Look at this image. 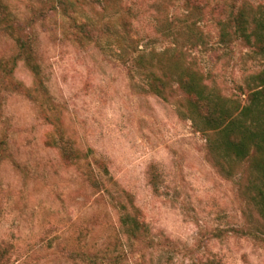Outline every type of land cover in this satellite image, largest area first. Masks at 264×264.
Returning a JSON list of instances; mask_svg holds the SVG:
<instances>
[{
  "label": "rangeland",
  "instance_id": "1",
  "mask_svg": "<svg viewBox=\"0 0 264 264\" xmlns=\"http://www.w3.org/2000/svg\"><path fill=\"white\" fill-rule=\"evenodd\" d=\"M1 1L0 65L13 74L0 78V264H264L247 163L213 154L175 83L165 99L148 89L149 59L167 49L239 95L262 57L223 42L220 23L264 0H197L195 15L185 0ZM56 118L80 148L73 162L47 144ZM133 211L139 239L120 221Z\"/></svg>",
  "mask_w": 264,
  "mask_h": 264
},
{
  "label": "trees",
  "instance_id": "2",
  "mask_svg": "<svg viewBox=\"0 0 264 264\" xmlns=\"http://www.w3.org/2000/svg\"><path fill=\"white\" fill-rule=\"evenodd\" d=\"M56 2L62 7L66 5V0ZM185 5L191 14L198 12L197 0H185ZM8 17L9 10L0 0V23L8 21ZM220 26L219 36L223 42L241 39L262 57V69L250 75L244 87H239V95H224L192 62L186 63L179 51L171 53L167 49L152 54L149 59L152 71L148 89L165 99L171 92V83L177 85L185 95L187 113L198 130L205 134L213 154L227 163H247L250 174L254 176L256 204L264 218V6H256L250 14L241 8ZM195 27L193 22L189 27L190 35L199 40L202 34L196 32ZM77 28L75 38L82 43L85 37L89 38L91 26L83 23L77 24ZM18 40L26 64L40 79V66L32 48H27V41ZM12 74V67L0 65V78L11 77ZM241 95L245 97L242 99ZM55 121L53 130L48 133L47 144L58 149L64 159L73 162L79 158L80 148L66 133L61 120L56 118ZM120 221L131 239H139L147 233V225L138 211L124 213Z\"/></svg>",
  "mask_w": 264,
  "mask_h": 264
}]
</instances>
